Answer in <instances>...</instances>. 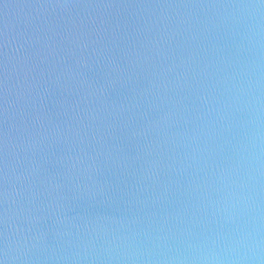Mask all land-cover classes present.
Returning <instances> with one entry per match:
<instances>
[{"label": "water", "instance_id": "95a60500", "mask_svg": "<svg viewBox=\"0 0 264 264\" xmlns=\"http://www.w3.org/2000/svg\"><path fill=\"white\" fill-rule=\"evenodd\" d=\"M0 264H264V0H0Z\"/></svg>", "mask_w": 264, "mask_h": 264}]
</instances>
